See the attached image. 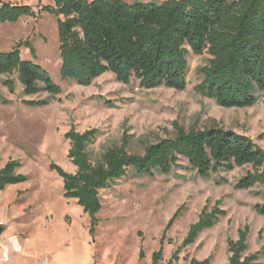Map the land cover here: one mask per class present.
I'll use <instances>...</instances> for the list:
<instances>
[{
	"label": "rangeland",
	"instance_id": "1",
	"mask_svg": "<svg viewBox=\"0 0 264 264\" xmlns=\"http://www.w3.org/2000/svg\"><path fill=\"white\" fill-rule=\"evenodd\" d=\"M93 1V0H89ZM128 3L161 4L165 0H125ZM35 12L17 23H0V51L10 52L17 44L29 42L21 56L48 72L62 93L45 107H29L25 100L50 98L48 93L25 96L17 75L0 77V159L1 167L19 161L18 174L25 183L0 191V264H153L152 256L161 248V239L176 211L184 209L167 232L163 259L167 264L182 245L190 227L204 208L212 210L217 201L227 215L212 229L200 234L195 244L185 248L177 264L192 259H211V264H230L229 240L249 226L248 250L244 257L262 252L264 264V216L255 211L264 206V185L237 190L236 184L252 166L220 171L201 178L187 159L181 158L168 175L127 176L100 191L102 210L94 237L91 218L77 200L64 197L63 179L51 170L56 164L70 174L77 167L69 159L70 141L65 135L96 129V140L88 152L93 162L111 147L121 146L130 137L128 151L143 154L146 145L175 136L174 122L186 130L218 126L251 138L264 150V92L257 104L246 109H225L195 91L201 82L199 70L211 58L196 56L189 47L187 89L183 92L159 87L144 89L137 80L126 85L106 73L89 87L64 80L57 18L43 10L55 0H32ZM14 79L15 92L3 81ZM217 182H221L218 184ZM141 252L144 257L141 258Z\"/></svg>",
	"mask_w": 264,
	"mask_h": 264
},
{
	"label": "trees",
	"instance_id": "2",
	"mask_svg": "<svg viewBox=\"0 0 264 264\" xmlns=\"http://www.w3.org/2000/svg\"><path fill=\"white\" fill-rule=\"evenodd\" d=\"M31 1L0 0V23L33 17ZM43 10L60 18L62 79L79 86L89 87L112 73L126 85L137 80L144 89L166 87L183 92L188 86L189 47L196 56L207 53L211 57L199 70L202 80L195 91L201 97L225 109H246L255 106L264 92V0H165L159 5L125 0H55L54 6ZM23 46L36 58L29 42L17 44L10 52L0 51V77L17 75L25 96L48 93L50 98L24 101L29 107L48 106L62 89L40 65L22 58ZM3 84L15 92L14 79ZM174 129V137L146 145L141 155L128 151L130 137L125 134L122 145L108 148L97 162L92 161L87 149L98 130L80 133L72 128L65 135L71 144L69 159L77 172L70 174L56 164L51 170L63 179L64 197L77 200L90 216L92 237L99 224L97 214L103 208L100 191L126 177L130 170L138 176L168 175L184 158L203 179L220 171L252 166L254 171L235 189L264 185V150L251 138L218 126L186 130L178 121ZM260 138L264 140V133ZM20 167L15 160L0 166V191L28 181L27 176L17 173ZM183 209L180 207L168 222L161 248L152 256L153 264L162 261L166 234ZM255 211L264 216V206L257 205ZM226 215L221 201L210 211L204 208L167 264H177L182 250L195 244L201 233ZM248 234L249 226H245L237 241L229 240L230 264H260L262 252L244 257ZM140 256L144 257L142 252ZM190 264H211V259H192Z\"/></svg>",
	"mask_w": 264,
	"mask_h": 264
},
{
	"label": "water",
	"instance_id": "3",
	"mask_svg": "<svg viewBox=\"0 0 264 264\" xmlns=\"http://www.w3.org/2000/svg\"><path fill=\"white\" fill-rule=\"evenodd\" d=\"M4 232L3 227L0 225V234H2Z\"/></svg>",
	"mask_w": 264,
	"mask_h": 264
},
{
	"label": "built area",
	"instance_id": "4",
	"mask_svg": "<svg viewBox=\"0 0 264 264\" xmlns=\"http://www.w3.org/2000/svg\"><path fill=\"white\" fill-rule=\"evenodd\" d=\"M40 264H50V263L47 261H41Z\"/></svg>",
	"mask_w": 264,
	"mask_h": 264
}]
</instances>
